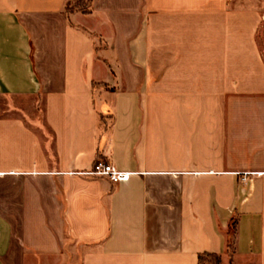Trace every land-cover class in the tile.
Masks as SVG:
<instances>
[{
  "label": "crops",
  "instance_id": "obj_1",
  "mask_svg": "<svg viewBox=\"0 0 264 264\" xmlns=\"http://www.w3.org/2000/svg\"><path fill=\"white\" fill-rule=\"evenodd\" d=\"M263 36L264 0H0V264H231L233 217L264 264Z\"/></svg>",
  "mask_w": 264,
  "mask_h": 264
},
{
  "label": "built area",
  "instance_id": "obj_2",
  "mask_svg": "<svg viewBox=\"0 0 264 264\" xmlns=\"http://www.w3.org/2000/svg\"><path fill=\"white\" fill-rule=\"evenodd\" d=\"M86 175L91 176H106L111 181L117 183L121 181H127L133 175V172L119 169L111 162H106L103 159L99 158L95 161L93 167L84 172ZM254 174H261V172L256 171H243L241 173L242 179L244 181L250 179Z\"/></svg>",
  "mask_w": 264,
  "mask_h": 264
},
{
  "label": "trees",
  "instance_id": "obj_3",
  "mask_svg": "<svg viewBox=\"0 0 264 264\" xmlns=\"http://www.w3.org/2000/svg\"><path fill=\"white\" fill-rule=\"evenodd\" d=\"M80 6H81L80 3H76V5H74L73 7L69 6L67 8H68V10H70L72 8H80ZM236 221H237L236 217H233L231 220L229 239H228V243H227V251H228L229 256H230L231 264H234V246H233V242H232V238H231V233L235 227ZM198 263L199 264H222L221 255L218 253H213V252L199 253Z\"/></svg>",
  "mask_w": 264,
  "mask_h": 264
},
{
  "label": "rangeland",
  "instance_id": "obj_4",
  "mask_svg": "<svg viewBox=\"0 0 264 264\" xmlns=\"http://www.w3.org/2000/svg\"><path fill=\"white\" fill-rule=\"evenodd\" d=\"M260 44H261V47L264 49V36L261 37L260 39ZM46 133L49 135V132L45 129ZM70 264H73V263H70Z\"/></svg>",
  "mask_w": 264,
  "mask_h": 264
}]
</instances>
